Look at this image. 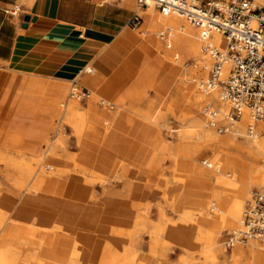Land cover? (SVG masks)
I'll list each match as a JSON object with an SVG mask.
<instances>
[{"label": "bare ground", "instance_id": "1", "mask_svg": "<svg viewBox=\"0 0 264 264\" xmlns=\"http://www.w3.org/2000/svg\"><path fill=\"white\" fill-rule=\"evenodd\" d=\"M259 2L264 6V0ZM151 7L153 6L143 9L144 23L141 31L145 38L168 55H175V60L180 57H192L195 59L197 68L207 69L211 56L201 50L200 29L189 24L178 14L168 16L160 12L155 14ZM161 26H165L164 28L170 32L165 45L159 32ZM157 36H160V39ZM211 38L219 49L227 50L228 39L225 35L213 32ZM89 68L90 65L87 64L80 76ZM229 68L228 61L222 73L223 77L227 78ZM192 81H196L200 86L201 80L192 79ZM91 93L90 90V96ZM180 94H194L204 98L214 97L216 101H219V106L213 109L216 114L212 115L208 112L210 118L206 117L205 121L194 120L197 121L199 133L216 145L218 140L215 132L216 120L223 118L227 120L231 103L224 100L221 97V91L216 89H202L200 93L194 88L179 84L176 95ZM79 99L68 96L63 101L57 127L61 128L64 124H69L78 135L79 141L85 145V149L92 147L98 150L103 137H106L113 125L119 123L123 113L128 111L123 106L106 99L101 92H94L93 100L109 103L115 108L111 119L101 120L89 110L83 111ZM169 107L173 108V104H169ZM132 113L138 115L136 118L142 121L144 128L153 126L150 123L159 125L158 117L154 112L146 113L137 110ZM263 119L264 117L258 120L259 124L261 122L262 129H264ZM36 120L42 122L39 117L34 120V123ZM227 122L229 124V120ZM238 122L245 126V132L237 131L244 133L247 137V151L254 157L253 184L259 185L261 187L259 190H264V136L260 137L257 130L253 135L249 133L248 126L255 121L246 109L235 123ZM258 122L255 128L259 127ZM235 123L232 126L234 129L238 126ZM38 129L34 127L31 133H36ZM97 133H100L102 140L92 136ZM33 138V136L29 137L32 142L35 140ZM233 143L229 141L228 146ZM44 144L42 153L32 155V159L25 152H12L7 148H0V264H136L139 260L143 264H166L165 259L160 256L166 254L167 246L162 245L157 251L165 231L161 205H158L161 223L152 231L150 252L142 257H139L138 246L139 221L135 219L129 224L127 219V216L134 214L137 210L139 182L149 169L122 156H117L109 170L105 171L106 165H103L102 161L97 167L93 163L77 162L75 156L66 153L65 145L59 148L58 143L52 138L48 142L45 140ZM167 157L171 159V164L168 168H162L160 165L159 174L166 182H174L183 187L180 194L173 199V207L180 212L178 220L181 224H187L191 228L188 255L196 249L201 250L206 259V263L201 262L202 264H218V254L223 255L220 264H264V246L258 239L235 243L230 254L227 253L228 248L225 242L220 243L221 234L225 229L236 230L241 224L247 185L235 187L238 191L231 198L232 183L220 176L219 172L209 168L195 167L193 163L184 165L180 163L178 155L173 151H168ZM214 157L219 163L218 156ZM225 168L228 167L225 166ZM169 172H172L171 176ZM238 173L240 174V170ZM211 176L216 177V183L211 188L213 198L207 203L198 202L200 199H197V196L202 191L210 189L208 180ZM148 179L150 182L155 180L153 175ZM114 181L119 185L123 184V191L111 188ZM96 183L104 186V192L102 191L99 201L94 200L95 192L98 191ZM187 183L191 186L198 185L188 194L195 197V203L199 204L181 208V204L188 195L184 188ZM125 189L127 196L124 198ZM223 196H229L230 199L225 198V201H221L220 198ZM30 202H38L39 207L28 209L26 206ZM195 209L201 212V218L198 220L195 217ZM208 225L213 227L209 228ZM127 237L129 243H127ZM247 251L250 252L249 258H245ZM183 259H186V255ZM189 261L187 259L184 262L189 263ZM191 262L189 264H195Z\"/></svg>", "mask_w": 264, "mask_h": 264}, {"label": "rangeland", "instance_id": "2", "mask_svg": "<svg viewBox=\"0 0 264 264\" xmlns=\"http://www.w3.org/2000/svg\"><path fill=\"white\" fill-rule=\"evenodd\" d=\"M100 2L101 0H93V3L96 4H99ZM28 3L29 0H19L17 5L20 4L27 5ZM123 4L126 5L127 7H132V9H134L135 0H123ZM256 5L258 7H261L262 11H264V6L261 4V2H259V0H257ZM10 8L13 11L14 10L17 11V14L19 15L21 13L23 6L20 7L11 6ZM151 8L153 10V13L159 14V11L157 9H155L154 7ZM140 15L143 17V9L140 11ZM183 19L187 21L189 24H191L184 17ZM143 23L144 21L142 22V24ZM141 25L137 27L127 28V31L130 34L127 33L122 35L125 37V40L122 44L118 46L121 51L118 55L119 58L118 60L120 61L118 60L113 61L108 71L103 72L104 80L102 83H97L91 80L89 78L90 76L89 74L91 73H88L86 78L81 79L79 77L80 79L78 83H80V85L82 84L81 85L82 87H88L91 90L92 92L91 96L93 97L95 91H99V89L104 88L106 86V84H104L105 81L108 80L109 82H112L114 86L110 87L112 88L111 93L117 95L118 97H124L126 99L125 102L126 106H128L129 110H131L128 111L127 116L130 117H138V115L136 114H134L133 116L132 112H135L133 110L145 104L151 103L153 112L158 117L159 125L158 123L157 124L150 123V124L154 126L156 131V137L158 138L159 141L162 142V146H167L164 148V150H160V152L163 151L164 153L162 155L163 157L162 168H168V166H170L171 159L167 157V154L168 151L169 152L173 151L178 155L180 163L184 165L188 163H193L195 167H201L205 169L209 168L212 171L219 172L220 176H223L226 180L232 183L233 188L230 189L232 192L230 196L231 198H233L235 196V193L238 191L237 188L235 187H237L238 185L239 187L247 185V196L245 198L244 206H243V213H244L248 200L251 199L253 192L261 189L259 185L253 184L252 168H253L254 157L252 156L251 153L247 151L248 148L247 137L244 135V133H239L237 131L240 130L241 132L242 130V132H245L246 131L245 126L238 122L235 124L240 126V128L236 126L235 127L236 129L232 128V130L221 132L220 127L226 125L228 123L227 120L229 119L228 118L227 120L225 118L217 119L215 132L218 138L217 140L218 145L217 144L215 145V143H210L211 141H209L202 133H199L197 127L198 124L196 122L198 121V119H203L205 121L206 117L210 118V115L208 113L209 110L205 111L206 108L208 107L210 110L215 109L216 107L219 106L218 103L219 101L218 100L216 101L214 97L204 98L194 94H180L181 96L176 95L177 86L179 84H183L188 88H194L201 93L202 89L204 90V88L200 87L196 81L193 82L192 79L193 80L195 79L197 81L200 80L202 81L207 79L210 75L213 59L209 58L210 64L207 69H203V70L196 67L195 59H193L192 57H186V58L180 57V59L175 60V55H168L165 51L164 52L166 53V56L170 62L169 64L164 63L163 55L157 53H153L151 55L152 60L148 62L139 61L137 60L134 54H135V49H137L138 47L140 48L142 45V39L140 35L142 37H145L144 33L141 31V28L139 29ZM164 27L165 26H161V28H159V32L166 29ZM157 37L158 39H160V36ZM162 41L163 44L165 45V41L164 40ZM187 63L190 64L188 65ZM91 65H96V63H92ZM15 69H16L15 67L10 66L9 68H7L0 64V74L1 76L3 75V77L8 75L10 79L12 77L14 79L15 77L19 76L22 77L21 80L23 81H26L27 79H39V77L25 75L21 73L19 74L14 71ZM223 79H226V76H224ZM46 80L60 81L59 83L63 87L61 89L62 90L61 100L58 102V105L54 109L55 111L52 113V115H49V117L45 120V124L41 127L42 122L36 120V122L33 125V128L41 127L40 128L41 130L39 131L40 133L38 135L40 137L39 138L40 141L35 143L33 148H24V146L14 147L10 145V143H8L7 140L4 139V136H2L3 134H1L0 148H7L12 152L13 151L25 152L29 155V158L32 159L33 157L32 155L42 153L44 149L43 145H45L44 141L46 140L48 142V140L52 138L56 143H58L59 148L65 145L66 153L75 156L77 162H82V163L94 162V159L98 156L97 155L98 150H94L92 149V147H89V149L87 148L85 149L84 148L85 145L83 144V142L79 141L78 135H76V132L69 124H64L61 128L57 127V124L60 121L59 115L62 110L61 104L63 103V101L68 96L77 99V97L72 96L71 94V89L73 87L72 82L70 80H67L65 83L63 81V78L62 79L46 78ZM105 88L107 89V87ZM16 89H18L20 92L22 86H19ZM216 90L220 91V89H216ZM91 96L83 100L79 99L80 106L83 111L88 110L86 106L90 101V99H92ZM100 102L101 101H99L98 104L102 108H108L109 110H111V112L115 110L113 105L109 103H100ZM169 104H173V108L169 107ZM7 113L2 108V106H0V121L6 122L9 120L10 117L9 114ZM54 120L56 121L53 124ZM194 120L197 121L195 122ZM237 121L238 120H236L235 122ZM257 122L258 121H255L253 124L255 125L257 124ZM192 124L194 125V127H192L193 126ZM258 125L259 127L258 128L256 127L258 134L260 135V137L264 136V129H262L263 127L260 126L261 122L260 124L258 122ZM187 130L188 131L190 130L189 131L190 133ZM190 134H192V136H189ZM92 136H94L95 139L98 140H100L101 138L100 133L99 134L97 133L96 135L94 134ZM229 141H233L234 142L233 145L228 146ZM101 144L102 143H100V146ZM215 155L218 156L220 160L219 163H217L216 159H214ZM205 160H207V163L209 165L204 163ZM235 163L236 166H234ZM225 166L228 168H225ZM238 170H240V174L238 173ZM105 173L107 174V172ZM159 173L160 171H158L157 173H153L152 171L149 170L148 172L145 173V175H143L142 179H140L139 182L140 185L138 187V191L140 193L138 194V198L136 202L137 210H135L134 214L127 216L129 224L132 223V221H134L135 219L139 221V224L137 225V230L139 235L138 246L140 248L139 257L148 254V252H150L151 250L150 246H147L146 244L149 243L147 240L148 239L151 240V238L153 237L152 231L154 227L159 223H161L159 206H158L161 205L165 231L168 227L188 228L189 229L188 233L190 234L189 235L190 240L188 244L180 243L181 247L172 242L161 240L160 244H158L157 246V251L160 250L162 245H166L168 250L166 254L160 256V258L165 259L164 261L166 264H187L188 262L187 263L184 262L185 260L187 261V259L190 260L189 263L191 262V259L193 260L192 262L195 264L206 263L205 256L201 252V250L198 249L194 250L193 253L189 254L191 255V257L188 255L189 253L188 250L191 243V228L187 224L186 225L181 224V222L178 220L180 212L175 210L173 207V199L175 195L180 191V189L181 188L183 189V187L180 186V184H176L174 182H166L160 176ZM171 173L172 172H169V176L172 175ZM151 175H153V178L155 179L154 182H150L148 179V177ZM208 181H209L210 189L202 191L199 194V196H197V199H200L198 202L207 203L211 198H213L211 188L216 183V177L211 176ZM100 184L101 183H96V189L98 191L95 192V196H94L95 201L96 200L99 201V199L101 198L104 192V188H103L104 186H102V184L100 186ZM111 186H112L111 188H114L113 190L119 189L123 191V184L119 185L114 181ZM197 186L198 185L191 186L189 185V183H187L184 188L186 193L188 194L190 191H194V189L197 188ZM126 196H127V190H126ZM230 197L223 196L220 198V200L225 201V198L230 199ZM195 201H196L195 197H191L188 194L186 195L185 201L182 203L184 204V206L182 207L186 208L192 205H198L199 203H195ZM26 207L28 209L38 208L39 203L30 202L27 204ZM194 211H195L194 213L196 220L200 219L201 218L200 210L195 209ZM208 227L211 228L213 227V225H208ZM228 230L230 229H225L222 232L220 238L221 244L224 243L225 235ZM165 231L161 236V239L165 238ZM259 242L260 243L262 242L261 244L264 246V241L259 240ZM127 243H129L128 237H127ZM243 245H245V243ZM177 247L183 250L184 253L182 254V256H180L181 259L179 260V262H173L170 260L169 254L175 252V248ZM227 251H228L227 253L230 254L232 250L227 249ZM185 255H186V259L184 260L183 258H185ZM249 255L250 252L247 251L245 258H249L250 257ZM188 256L190 257V259ZM157 259L159 258L157 257ZM222 259H223V255L218 254L217 256L218 264L221 263Z\"/></svg>", "mask_w": 264, "mask_h": 264}, {"label": "crops", "instance_id": "3", "mask_svg": "<svg viewBox=\"0 0 264 264\" xmlns=\"http://www.w3.org/2000/svg\"><path fill=\"white\" fill-rule=\"evenodd\" d=\"M18 1L0 0V64L7 68L15 67V72L39 79L23 81L19 76L10 79L8 75L3 77L0 74V106L10 117L6 122L0 121V135L3 134L4 139L14 147L33 148L40 141V128L55 111L62 96L60 81L46 78H63L65 83L70 80L72 86L77 85L79 89H89L82 87L78 81L91 73V80L102 83L103 72L119 59L121 51L118 46L125 40L122 35L130 34L127 28L132 27L136 2L132 9L124 5L123 0H101L99 4L93 3V0H29L27 5H17ZM11 6H23L21 13H15ZM26 15L29 16L28 21L24 19ZM140 37L142 45L135 49L134 54L137 60L148 62L152 60L151 55L157 53L163 55L164 63H170L163 50L153 46L145 37ZM163 40L165 44L168 42L165 38ZM87 64L90 68L80 76ZM104 84L107 89L104 87L95 92H101L106 99L131 111L124 97L111 93L110 87L114 84L108 80ZM19 86H22L20 92L16 89ZM86 107L101 120L112 117L108 108H102L93 99ZM137 110L152 113V104H145L133 111ZM127 113L124 112L119 123L113 125L103 137L98 156L92 163L97 167L102 161L107 171L117 156H122L157 173L164 154L160 150L167 146H162L153 126L144 128L141 120L127 116ZM38 117L42 120L41 127L36 133H31L34 120ZM30 136L35 138L33 142ZM181 191L182 188L175 197ZM123 196L126 197V190ZM188 232V228L168 227L162 240L179 246L180 243L188 244ZM147 241L149 243L146 245L150 246V240ZM183 253L180 248H175V252L169 254L170 260L179 262ZM136 264L143 262L139 260Z\"/></svg>", "mask_w": 264, "mask_h": 264}, {"label": "built area", "instance_id": "4", "mask_svg": "<svg viewBox=\"0 0 264 264\" xmlns=\"http://www.w3.org/2000/svg\"><path fill=\"white\" fill-rule=\"evenodd\" d=\"M109 1V0H104ZM136 10L131 26L142 22L140 11L153 6L164 15L178 14L201 31V50L213 59L210 75L201 81L204 89H220L221 97L231 103L229 124L220 127L221 132L231 130L246 109L252 120L264 117V11L256 0H135ZM16 13L17 11L14 10ZM219 32L228 39L227 50L222 51L213 42L211 34ZM169 30L161 31V37L168 41ZM229 61L226 80L223 70ZM72 96L81 100L90 96L87 88L73 85ZM206 110L214 115L216 111ZM255 134L254 124L248 126ZM205 164L207 160L204 161ZM209 165V164H208ZM250 239L264 241V190L253 192L244 210L241 224L236 230L227 231L225 246L231 249L237 242Z\"/></svg>", "mask_w": 264, "mask_h": 264}, {"label": "water", "instance_id": "5", "mask_svg": "<svg viewBox=\"0 0 264 264\" xmlns=\"http://www.w3.org/2000/svg\"><path fill=\"white\" fill-rule=\"evenodd\" d=\"M24 19H25V21H28L29 20V16L26 15Z\"/></svg>", "mask_w": 264, "mask_h": 264}]
</instances>
